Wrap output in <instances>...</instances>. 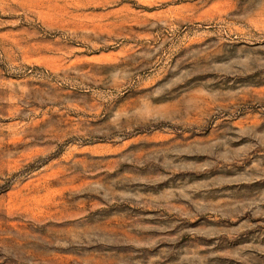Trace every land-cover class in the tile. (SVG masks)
<instances>
[{"label":"rangeland","instance_id":"1","mask_svg":"<svg viewBox=\"0 0 264 264\" xmlns=\"http://www.w3.org/2000/svg\"><path fill=\"white\" fill-rule=\"evenodd\" d=\"M0 264H264V0H0Z\"/></svg>","mask_w":264,"mask_h":264}]
</instances>
